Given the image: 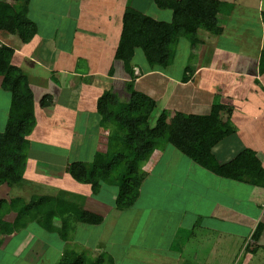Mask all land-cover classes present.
<instances>
[{
	"label": "crops",
	"instance_id": "0c3cea01",
	"mask_svg": "<svg viewBox=\"0 0 264 264\" xmlns=\"http://www.w3.org/2000/svg\"><path fill=\"white\" fill-rule=\"evenodd\" d=\"M2 1L16 4L15 0ZM219 1L226 4L216 15L221 33L215 35L199 29L195 46L180 38L169 67H151L143 51L135 50L131 60L134 88L156 101L150 118L154 122L162 112L205 115L214 104L228 108L221 113L220 122L231 132L213 149V155L223 164L251 150L264 169V0H257L256 4L251 0ZM127 10H136L158 21L171 22L173 18L171 10L160 9L154 0H31L28 18L33 21L35 17L36 25L32 41L19 45L22 42L17 37L0 34L1 42L13 48L12 64L27 76L37 105L36 125L28 139L42 148H36L35 154L30 150H34V146L29 148L23 186L42 184L45 181L42 177L53 174L49 163H59L56 172H61V180H57L60 189L56 193L67 189L66 180L72 179L66 168L74 160L57 156V151L49 147L68 148L79 141L75 138L77 133L73 132L79 121L85 122L84 125L92 122L95 133L92 155L105 150L109 133L100 128L96 103L106 91L117 93L124 101L129 98L125 87L131 78L124 63L116 57L122 18ZM40 82L41 87L37 85ZM44 95L52 97V104L47 108L38 106ZM5 98L9 99L10 95L0 87V100L5 102ZM1 109L3 113L6 111L3 106ZM95 128H100L101 132L96 134ZM225 140H233V144ZM171 156L174 155H170V159ZM162 157L156 150L144 164L147 176L141 188L147 180L159 178L163 171L158 168ZM192 165L183 170L184 180L188 178L187 171H192ZM194 165L203 173L201 179L207 175L211 181L203 187L199 180L192 188L186 187L183 181L170 182L168 186L173 188L172 195L176 192V198H179L178 193H187L180 210L172 207L155 210L152 206L146 209L136 203L138 207L134 204L131 208L135 210L128 216L112 221V234L116 232L120 239L110 241L111 234L107 237L103 234L91 248L89 239L78 237L92 227L104 226V217L109 212L100 210L99 203L93 201L99 193L90 191L89 195L82 196L84 204L88 202V205L81 203L80 207L100 214L103 222L97 226L77 223L70 234L71 241L65 243L59 237H50L51 251L49 248L46 254L37 251L34 253L37 261L28 258L23 263L57 264L65 250L71 257L79 255L71 251L75 248L71 244H76L90 249L86 264H91L99 255L104 259L103 264H225L228 257L223 255L221 241L227 244L232 241L228 246L235 248L236 243L244 240L242 250L234 251V259H239L236 264H264V188L225 179ZM51 182L56 184L55 180ZM239 194L246 195L245 199L240 200ZM112 208L116 209L115 203ZM259 225V238L252 242ZM131 226L138 228L132 242ZM21 232L36 241L45 242L43 237L47 238L40 227L33 229L29 225ZM22 244L25 245L24 239ZM151 257L153 261L148 260ZM161 258L165 260L159 262ZM12 264H22L21 257Z\"/></svg>",
	"mask_w": 264,
	"mask_h": 264
},
{
	"label": "trees",
	"instance_id": "16d2710c",
	"mask_svg": "<svg viewBox=\"0 0 264 264\" xmlns=\"http://www.w3.org/2000/svg\"><path fill=\"white\" fill-rule=\"evenodd\" d=\"M31 0H17L11 5L0 0V34L17 37L28 44L36 34V25L26 14ZM163 10L172 11L171 22L158 21L136 11L127 10L122 18V29L116 57L124 63L131 81L125 90L129 95L122 101L117 93L104 92L97 100L101 127L110 130L104 151H97L91 163L71 162L68 176L91 187L97 194L101 184L118 188L117 210H127L135 204L147 173L143 170L153 152L171 145L202 169L225 179L264 188V169L251 150H245L226 163H219L213 149L228 136L231 129L220 122L228 108L214 104L205 115L175 112L172 117L161 113L154 124L150 118L156 101L135 90V76L131 60L135 50L143 51L151 67L167 68L174 59L180 38L192 46L198 44L197 30L218 35L216 15L226 4L219 0H154ZM13 48L0 40V87L10 95L8 118L0 133V186L15 187L24 180L29 152L28 137L36 125L35 96L27 76L12 64ZM52 97L44 95L39 105L47 108ZM60 197L31 196L0 198V226L4 235L21 232L36 223L48 233H56L63 242H69L77 223L97 226L103 222L100 214L69 204ZM61 219L59 227L53 220ZM12 221V222H11ZM261 225L253 233L257 242ZM3 241L0 240V246ZM66 249H69L68 247ZM68 252L67 250H65ZM64 252L57 264H86L79 255ZM103 257L91 264H103ZM111 263V262H110Z\"/></svg>",
	"mask_w": 264,
	"mask_h": 264
},
{
	"label": "rangeland",
	"instance_id": "374dc122",
	"mask_svg": "<svg viewBox=\"0 0 264 264\" xmlns=\"http://www.w3.org/2000/svg\"><path fill=\"white\" fill-rule=\"evenodd\" d=\"M242 1H250V0H242ZM15 2H17V0H15ZM251 2L256 4L257 0H251ZM61 4H62V2H61ZM63 13H65V12L63 11ZM26 16L27 17L29 16V11L27 12ZM32 19L35 20V17H32ZM9 38H11V37L9 36ZM14 41L16 43H19L17 41V39H14ZM19 45H22V43ZM23 68H26V67H23ZM25 70L27 71V69H25ZM43 84L46 85V82H44ZM37 85H40L39 87H41V82L37 83ZM164 98H166V100H167L168 96H165ZM8 102L10 104V98L9 99L5 98V102L0 100V122L3 119L2 123L0 124V133L4 132V129L6 126L7 116H8L7 110L9 107L7 105ZM2 106L6 110V111H4V113L2 112V109H1ZM162 113H164V112H162ZM166 114L168 115L169 118L173 116L172 113L169 114L166 112ZM150 122L152 124H154L153 123L154 121H151V119H150ZM84 124H85V122L79 121L78 125L76 124L73 127V132L77 133V135H75V138L79 139V141H77V140L75 141V144H73L72 146H69L68 148H65L63 146L62 147H54L53 146V147H49V149L56 150L57 156L61 157L60 155H62V158L63 157L68 158L69 161L74 160V162L91 163L93 158H94V154L92 155V149H93L92 144L94 142L95 133L93 131L92 122H89L87 125H84ZM100 128L103 130L105 129L101 126H100ZM100 128H95L96 134L98 133V131L101 132ZM41 131H43V130H41ZM58 131H60V129ZM69 132H71V131H69ZM109 132H110V130H108V133ZM28 141H29V148L30 147L32 148V146H34V148H35L34 150L30 149L31 151H34L33 154L36 153V148H42V147L36 146L29 139H28ZM225 141H227L228 144H233V140L231 142H229V140H225ZM167 146H170L171 148L167 149ZM167 146H162L158 149L161 152V154L163 155L162 160L160 161V163L158 165V168L159 169L161 168L163 170L161 172V175L158 176L159 178L157 180H156V178H152V179L147 180V182L141 188L140 197L136 200L135 205H134L135 207H138V205H136V203H138V204H140L139 206H146V209L149 208L148 206H152V207H155V210H158V209L163 208V207L164 208L172 207V209L174 208L176 210L177 209L180 210L182 203H183L182 198H184L187 195V193H186V195L183 193L182 194L178 193L179 198H176L174 196V194L176 192L172 195L171 191L173 192V188L171 186H168V184L170 182L171 183H180L181 181H183L185 183V186L186 187L188 186L189 188H192L194 186L193 184L195 182H198L199 180L202 181L203 187L205 184L210 183L211 179L209 176L205 175V177L203 179H201V177L203 176V173L200 172V169L198 167H196L194 164L192 165L190 160H188L185 156H183L180 152H178L174 147H172L171 145H167ZM172 154L175 157L171 156V159H170V155H172ZM49 164L52 166L49 169L51 170V172H53V174L45 175L44 177H42V179L45 180L42 184H40L39 182H36V184L28 183L27 185L23 186V182H24V180H23V182L20 185H17V186L12 187V188L3 185V186H0V198H5V199L9 200L11 198L21 197L22 199H25L28 201L31 196H42V197L48 196V197L63 198L65 200H67V202L70 205L72 203L76 204L78 206H81V203L84 204V198L82 196L89 195L90 191H91V193H93L91 187L88 185L85 186V185L80 184V183L75 181L78 184L77 185L72 180H66L67 185L65 184L64 186L67 189L64 190L63 192L56 193V192H58L57 190L60 189L59 187H57V185H59L57 180L58 179L61 180V177H59L61 172H58V173L56 172L57 167H59L60 165H59V163H49ZM191 165H192V171L191 172L187 171V175H188L189 179L187 178L184 180L182 173H185V172H183V170H187L186 169L187 166H191ZM54 172H56V173H54ZM54 180H55L56 184L52 185L51 183H53V182H51V181H54ZM43 184H45V185H43ZM66 191H68L69 193H67ZM70 192H72V193H70ZM97 193H99V194L96 198H94L93 201L95 203H99V207H100V210L102 212L108 211L109 214H107L104 217V219H105L104 220V226H101L99 228L92 227V230H88L87 232H83L82 235L81 234L79 235L78 238H80L81 240L89 239V246L91 248L96 246L94 244V241L98 240V236H102L103 234H105L106 237L109 234H111V236H108V239H110V241H112V240L117 241L118 239H120V238H118V234L116 232H114L112 234V232H113L112 231V229H113L112 221L117 220L119 217H123L125 215L128 216L130 212H133L135 210L134 208L133 209L131 208L130 210H125L126 211L125 212L123 210L119 211L117 209L112 208L113 204L116 201L117 194H118V188L117 187L106 185V184H101ZM238 197L240 200H243V199H245L246 195L239 194ZM89 199H90V196H89ZM85 200H87V199H85ZM84 205H88V202L85 203ZM91 208H93V207H91ZM118 213H120V214L118 215ZM122 213H124V214H122ZM53 223H54V225L58 224L57 226H59L61 224V219L55 218L53 220ZM33 224H35L36 226ZM29 225L33 229H37V227L39 229V226L36 223H32ZM29 225H28V227H29ZM221 227L223 229L226 228L224 225H221ZM41 230H42V228H41ZM136 230H138V228L136 229V227L131 226V242L133 241V237H132L133 234L136 235ZM33 232H35V231H33ZM44 233H45L44 235H46L45 237H47V238L43 237V239L44 240L46 239V240H45V242H42L40 240L36 241L31 236L27 235L26 233H22V232H18L16 234H12V235H8V236L4 235L3 229L0 226V240L3 241V243H5L4 247L0 248V264H12L17 257H21L22 264H27V263H23V261H26V259H28V258H31V259H34L37 261V258L36 259L34 258V253H36L37 251H41L42 254H46V252H48V248L51 251V248L49 247L48 238L51 237V239H55V238L59 237L58 234H56V233H52V234L49 233V235H47L46 231ZM36 236H43V235H36ZM23 239L25 240V245L22 244ZM224 243H223V241H221V245H222V247H224V248H222L223 255L225 254V256L228 257L226 259L227 261L225 262V264H229V263L230 264H236V263H238L239 259L237 260L236 257L234 259V255H233L234 251L239 252V250L241 248H243L244 244H246V241L243 240V241L236 243L237 245H235V248L233 246L234 249L231 248V246L230 247L228 246L230 244H233L232 241H229L228 244L226 242H224ZM111 244L113 246L116 245L115 243H111ZM71 245L73 247H75V248H72L71 251L78 252L79 256L82 259L83 258H89L91 256L89 248L83 249L76 244H71ZM117 246H118V244H117ZM52 248H54V247H52ZM54 249H56V248H54ZM95 249H99V248L96 247ZM98 257H100V255L97 256L96 259ZM148 260L153 261L154 258L151 257V259H148ZM164 260H165L164 258H161V259H159V262H162ZM42 261H43V259H42ZM47 262L48 261H46V263Z\"/></svg>",
	"mask_w": 264,
	"mask_h": 264
}]
</instances>
